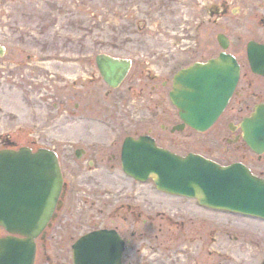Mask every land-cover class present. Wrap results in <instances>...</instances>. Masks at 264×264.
Instances as JSON below:
<instances>
[{
  "label": "flooded vegetation",
  "instance_id": "af4514ba",
  "mask_svg": "<svg viewBox=\"0 0 264 264\" xmlns=\"http://www.w3.org/2000/svg\"><path fill=\"white\" fill-rule=\"evenodd\" d=\"M76 2L79 4L76 5L73 0H55L50 19L49 16L36 18L38 32L23 28L17 32L18 38L14 44L11 42L14 32L6 33L5 54L0 58V77L3 82L20 80L23 90L28 76L38 72L34 70L36 65L53 62L63 65L68 62L72 66H79L81 70L82 65H86L82 75L70 84L58 79L51 80L54 75L47 69L49 72L45 80L52 82L49 86L51 97L44 101L56 102L52 105L51 115L59 112V109L60 116L64 118L76 117L84 120L81 123L90 125L94 120L113 133L116 140L124 135L118 158L112 150L115 141L102 147L103 143L94 132L97 127L84 124L68 129L71 142L85 143L74 153L76 162L85 170L84 174L104 175L109 171L107 167L113 171L118 165L120 173L117 174H123L134 188L100 191L98 194L102 198L113 197L106 194H114L113 200H103L101 203L98 213L102 221L88 224V229L82 232L73 228L71 230L63 215L66 201L71 195V186L60 162L65 183L63 206L56 211L51 225L36 237L33 264H74L75 243L83 235L95 231H107L115 237L114 246L122 247L119 264H230L234 255L229 250L241 249L243 242L250 243L255 250L261 249L263 262L264 243H260L258 237L247 238L242 228L237 227L238 234H233L220 228L212 218H196L191 214L187 220L177 214H166V211H171V198L193 199L171 196L157 189L158 193L152 195L155 194V187L150 178H132L124 170L122 147L129 137L135 140L144 137L154 139L160 148L179 156L201 154L198 150L185 153L176 148L181 141L195 144L196 139L193 137L189 140L187 137L191 129L172 131L179 121L178 112L170 102V89L177 72L196 64L208 63L226 53L236 59L240 75L227 109L212 127L214 136L223 132L222 140L229 149V160L225 163L214 161L222 165L243 164L253 174L264 178V151L258 154L250 148L240 126L252 115L258 104H264V74L253 71V68L261 69L264 65L253 66L248 58L250 45L264 47V0H116L113 52L106 50L107 43L103 41L89 46L90 22L84 20L89 0ZM79 23L81 30L68 28ZM151 25L155 28L152 29ZM100 33L106 40V33ZM122 34L130 40L121 41ZM59 35L66 36L61 44L57 40ZM127 41L130 45L125 44ZM138 42L142 44L135 45ZM29 51L35 52L36 58L28 56L24 59L23 56ZM100 56H109L129 65L127 75L116 89L106 83L100 72L97 63ZM40 57L42 59L38 60ZM88 67H91L90 70ZM45 91H48L47 86ZM8 96L10 100L13 98ZM117 100L130 104L133 110L131 120L126 125L119 124L115 115H109L110 119H115L107 126L105 115L113 113L107 107ZM138 105L145 109L138 110ZM2 109L0 107V111ZM102 114H105L104 117ZM102 132L106 133L104 130ZM24 148L32 152L49 148L58 153L55 147L42 144L30 131L22 132L19 127L0 133V150L19 151ZM207 152L211 153L209 150ZM131 166L136 169V165ZM136 184L146 188L138 191ZM155 206H161L159 211ZM207 211L220 212L209 208ZM69 216L74 221V217ZM208 226L211 227L205 228ZM8 237L24 239L0 228V241Z\"/></svg>",
  "mask_w": 264,
  "mask_h": 264
},
{
  "label": "water",
  "instance_id": "95a60500",
  "mask_svg": "<svg viewBox=\"0 0 264 264\" xmlns=\"http://www.w3.org/2000/svg\"><path fill=\"white\" fill-rule=\"evenodd\" d=\"M2 54L0 47V56ZM250 60L264 63V47H253ZM98 63L111 87L123 80L129 66L108 57H101ZM238 73L234 58L226 55L179 72L171 100L184 123L201 132L208 130L226 108L236 87ZM262 109L257 108L252 120L243 126L249 129L254 149L255 146L264 147ZM140 145L126 142L124 155L131 160L141 158L137 164H145L147 169L143 177L150 174L159 190L196 198L203 206L264 218V180L245 167H222L196 155L180 158L154 147V144L149 148L140 147L131 154ZM125 170L131 173L127 162ZM62 185L61 169L52 151L40 150L36 154L27 149L1 151L0 226L12 234L25 236L28 240L25 243H29L52 218ZM104 239L110 237L82 239L78 245L82 247L79 256L83 259L78 263L112 264V252ZM102 246L107 248L105 252H102ZM22 259V256L0 254V264H20ZM30 260L31 255L27 264Z\"/></svg>",
  "mask_w": 264,
  "mask_h": 264
},
{
  "label": "rangeland",
  "instance_id": "374dc122",
  "mask_svg": "<svg viewBox=\"0 0 264 264\" xmlns=\"http://www.w3.org/2000/svg\"><path fill=\"white\" fill-rule=\"evenodd\" d=\"M76 1L78 0H73V2L78 5L79 3ZM81 1L82 0H79L80 3ZM114 2L116 4V0H89L87 6L88 11L84 14V20L87 19L88 22H90L88 24V31L90 32V39L88 42L90 47H93L94 43L97 44L103 41L107 43L105 47L106 50L113 52V46L115 45L113 39L114 35L112 34L114 33V21L116 20L114 12H117V7L114 8ZM54 6L55 0H0V44L5 45L7 42L5 38V36H7L6 33L14 32L11 36V42L14 44L18 38L17 32L22 31L23 28L31 31H37L38 25L36 23V18L49 16L48 19H50V11ZM79 19L82 20L81 17H79ZM59 25L60 23H58V26ZM80 25L81 23L73 24L69 25L68 28L70 27L72 30H81L82 27ZM151 28L153 29L155 26L151 25ZM100 31H104L106 33V40L103 39V35ZM124 36L125 34H122L121 41L130 40L126 39ZM65 39L66 36L59 35V39L57 40L61 44V42H64ZM128 42L129 41L125 44H128ZM141 44L142 43L138 42L135 45ZM36 55L37 54L35 52L29 51L23 56V58L27 59L28 56L36 58ZM41 59V57L38 58V60ZM85 67L86 65H82L81 70L79 66L75 64L72 66L68 62L63 63V65L58 62H53L52 64L47 65H36L34 66V70L38 71L36 73L37 76H35L36 74L28 76L27 84L26 86H23V90L20 80L17 82H3L0 77V107L1 109L3 108L0 111V133L19 127L22 132L23 130L30 131L36 136V138H39L42 144L50 145L56 148L61 158L60 162L67 174V181L71 186V195L68 196L63 215L64 218L66 217L67 226L71 230L73 228V230H79L80 232L87 230L88 224L102 221V219L99 218L101 215L98 213L102 201L113 200L114 194H106L113 197L104 196L105 198H102L101 194H98L100 191L108 190L112 192L118 188L125 190H132L134 188L133 183L128 182L127 179L123 177V174H117L120 173L118 165H115V170L113 171L110 170V167H107L109 171L104 175L97 173L84 174L85 170H83L76 162L74 153L76 149L82 147L85 143H83V141L75 142V144L71 142L69 140L71 134L68 135V129L84 124L89 127H97V130H94V132L103 143L101 144L102 147H105L106 144H110L115 141L113 144L115 147H113L112 150L118 158L124 135L121 136L119 140H116L113 133H110L109 130L107 131L104 126L102 127L97 122H93L94 120L91 122V125L86 122H82V124L81 121H84L83 119L78 120L76 117H61V114L59 113L61 111L59 109L57 110L59 112H54L51 115L50 113L53 111L52 105L55 101H44L45 98L50 99L51 97L49 86L52 82L45 80L47 79L45 75L49 72L47 69L51 70L52 75H54V78L51 80L56 81L58 79V81H66L70 84L73 80L82 75ZM90 68L91 67H88V70H90ZM46 86L48 91H45ZM41 87L42 89L40 92L39 88ZM20 88L21 90L18 91ZM8 94L13 96L11 100L9 99ZM90 105H92V103ZM107 108L113 112L106 115L102 114V117L105 115V123L107 126H109L115 118L118 120L119 124L126 125L130 122L131 111L133 110L128 102H120V100H117ZM138 108V110L145 109L141 106L139 107V105ZM10 109L12 110L9 111ZM109 115H115V118L110 119ZM177 120L179 121V119ZM119 126L122 127V125ZM102 130L106 133L104 134ZM212 131L213 129L203 133L201 136L188 131L187 137L189 140L194 137L196 139L194 142L195 144H190V142L187 141H181L182 143H179L180 146L176 147L178 148L177 150L185 153L188 151L191 152L198 150L201 154L205 156L207 155L210 159L219 161L220 163H225L229 160V149L224 146L225 142L222 140L223 132L219 136L218 134L214 136ZM207 150L211 153L207 154ZM140 184H136V189L138 191L142 188H146L142 185H150L149 183ZM144 193L145 192H143V194ZM153 193L155 194L152 195H156L158 192L155 189ZM139 195L141 196L142 194ZM140 200L142 201V198H140ZM137 202H139L138 199ZM91 205L93 209H91ZM150 206L151 209H153L152 205ZM155 207L159 211L161 206ZM169 207L171 208V211H166V214H177L178 217H183L187 220H189L191 214L196 218H207L208 220L212 218L215 222H217L220 228L228 231V233L231 231L233 234H238L237 227L242 228V231H245L247 238L258 237L260 239L259 242L264 243V241H262L264 238V225L252 223L257 221L224 212L210 213L207 211V208L198 207L197 202L194 200L189 201L185 199L171 198ZM152 213H155V211H152ZM89 214H91L90 216H93L89 217ZM69 215L74 217V221H72V217L70 218ZM209 227L211 226L205 228ZM75 233H78V231H75ZM250 233L252 235H249ZM67 238H69V236H67ZM219 238L221 239V237ZM218 241L221 240L218 239ZM240 246L241 249L234 248L233 250H229L230 254L235 256L231 257L232 262L230 264H261V249L259 250L256 248L255 250L252 248L250 243L247 244L246 242H243Z\"/></svg>",
  "mask_w": 264,
  "mask_h": 264
}]
</instances>
